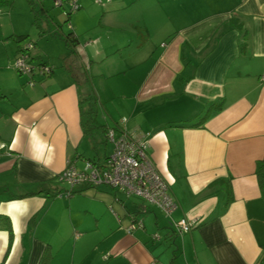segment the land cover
<instances>
[{
	"label": "crops",
	"instance_id": "1",
	"mask_svg": "<svg viewBox=\"0 0 264 264\" xmlns=\"http://www.w3.org/2000/svg\"><path fill=\"white\" fill-rule=\"evenodd\" d=\"M96 3L79 0L82 17L104 4L92 17L101 13V28L116 21L121 39L84 42V56L103 64L117 55L115 71L98 76H116L111 92L132 102L123 123L98 120L147 143L177 207L167 216L122 194L125 204L107 186L61 196L67 161L100 165L111 146L90 155L96 146L79 108L89 93L69 69L41 79L15 73L13 36L27 34L0 20V44L7 34L15 43L0 46V264H264L255 175L264 160V0ZM157 32L166 34L148 43ZM181 219L197 224L182 233Z\"/></svg>",
	"mask_w": 264,
	"mask_h": 264
},
{
	"label": "rangeland",
	"instance_id": "2",
	"mask_svg": "<svg viewBox=\"0 0 264 264\" xmlns=\"http://www.w3.org/2000/svg\"><path fill=\"white\" fill-rule=\"evenodd\" d=\"M41 1V2H39ZM38 3L42 4L45 9L48 10V13L50 14V17L52 18L51 21H49V24H46V22L42 23V29L40 30L37 28V26L34 23L33 15L29 11V7L25 0H14L11 7H8L6 5L0 6V20L3 24L6 25L8 28V31L10 30V33L12 32V28L14 30L23 31V33L27 34V37L25 40L21 42V47L26 48L27 46L31 45L32 48L30 49V60H32L33 65L40 64L41 62L47 63L49 67L53 68L54 72H58L60 70L69 69L71 72V75L75 78H79L80 81V91L82 95H86L84 93L85 88L88 90L87 93L95 95L98 97L100 101L99 105V115H104L105 121L109 125H113L115 122H120L122 120H127L128 116H126L124 113L125 110L129 111V107L132 105V102L129 99H120L119 96L114 95L111 90H114L116 76L109 79H101L98 75L100 73H106L110 69H114L115 71V62L118 60L117 55L112 57L109 63H101L99 62H89L85 56H84V47L83 43L91 41V43L97 44L98 48L100 45L108 44L110 40L114 39L115 41H118L121 39V33L120 30H118L120 27L117 26L116 21L112 20L110 21L111 24L107 28H101L100 27V21H101V13L98 12V14L95 17H92L93 13L96 10L95 6H103L104 4H98L93 6L91 9L88 10V12L85 14V18H83L81 12H83V9H79L78 11H75L71 13L70 21L68 23L64 22L65 14H66V8H56L54 7L52 1L50 0H38ZM97 4V3H96ZM148 7V6H145ZM78 14V15H77ZM77 15V16H76ZM76 16V17H75ZM74 17V18H73ZM2 23H0L2 25ZM55 25H61V32ZM72 25H76L77 32H74L78 38L79 42L75 47L68 48L65 45V42L62 37H59L61 34H66L69 30L72 29ZM9 26H12L9 27ZM87 27H94L93 28V34H90L88 36H85L82 31H84ZM50 31H49V30ZM58 31V37L53 36V31ZM52 32V33H49ZM99 32H103L100 34ZM61 33V34H60ZM81 33V34H80ZM100 35L97 36V35ZM166 34L163 32H157V35L155 37L149 36V42L150 44H153V40L156 41L159 39V36H162ZM7 34L6 40L4 42L7 46H9L8 40H11V45L14 46V40L13 38H8ZM62 36V35H61ZM99 37V38H98ZM90 40H89V39ZM98 38V42H97ZM4 42L0 44L1 47L4 46ZM11 48V47H10ZM72 51V52H71ZM37 57H40V59H37ZM14 60H11V64H13ZM83 61V63H82ZM120 62V61H117ZM111 63V64H110ZM109 64V65H108ZM15 71V69H13ZM17 75H19L17 72H15ZM20 77H26L29 78L30 75L23 74L19 75ZM33 77L36 79H41V77L38 74V71L35 70L33 73ZM107 81L106 83H104ZM97 85V86H96ZM98 87V88H97ZM100 87V88H99ZM102 88V91L99 92V89ZM86 97V96H85ZM99 118V117H98ZM100 136H96V143H95V149L89 150L90 155H94L95 152L99 154L101 157L104 153V147L103 143H100ZM107 152L110 151V144H108L106 148ZM60 189L62 190H68V187L63 183H58ZM107 190L110 191L112 194L113 191L108 188ZM119 198H121L125 204H128L130 200H127L122 194H117ZM135 203H138L137 200H131Z\"/></svg>",
	"mask_w": 264,
	"mask_h": 264
},
{
	"label": "built area",
	"instance_id": "3",
	"mask_svg": "<svg viewBox=\"0 0 264 264\" xmlns=\"http://www.w3.org/2000/svg\"><path fill=\"white\" fill-rule=\"evenodd\" d=\"M51 1L54 6H65L72 13L80 8L79 0ZM95 2L101 3V0ZM12 67L20 75H29L37 70L40 77H47L53 72V68L46 64L32 65L24 55L16 57ZM106 139L111 151L102 164L85 160L82 167L77 168L75 161H67L66 168L58 176V181L68 187L61 196L71 195L70 192L77 186H107L127 198L155 206L165 215H170L177 205L166 181L147 156V143L132 137L123 127L108 129ZM196 224L197 221L181 219L176 227L180 232L187 233ZM132 228L130 226L128 229Z\"/></svg>",
	"mask_w": 264,
	"mask_h": 264
},
{
	"label": "trees",
	"instance_id": "4",
	"mask_svg": "<svg viewBox=\"0 0 264 264\" xmlns=\"http://www.w3.org/2000/svg\"><path fill=\"white\" fill-rule=\"evenodd\" d=\"M13 1L14 0H0V6L6 5L8 7H11ZM25 1L29 7L30 13L33 15L35 25L37 26L38 29L43 30L42 29V23L46 22V24H49L48 22L51 21L50 16L48 14V11L45 10L44 7L40 3H38V0H25ZM54 7H56V6H54ZM56 8L65 9L66 7L64 6V7H56ZM71 13L72 12H70L68 10L66 11V14H65L66 16L64 19L65 23H68L70 21ZM56 27H57V29H60V26H56ZM56 31L57 30H55V32H54V36L55 35L58 36V34H59V33H57L58 31L57 32ZM61 35H59V37L63 38L65 45L68 48H71V47L73 48L77 45L78 38L72 32V30H69L66 34H64V35L61 34ZM13 37H14V40L16 41L17 45H18L16 57L24 55L28 58V61L32 64V62H31L32 60H30V53H29L32 46L30 45V47L27 46L26 48H22L20 45L21 42L26 39L27 35H16V36L14 35ZM243 45H244V42H243ZM16 57L14 58V60L16 59ZM37 59H40V57H37ZM40 64H47V63L41 62ZM37 65H39V64H37ZM33 73L29 74L30 79H32ZM41 78H46V77H41ZM99 105H100V101H99L98 97L95 95H92V94H88L86 97H84L83 99L80 100V102H79L80 126H81V130H82L83 135L85 137L89 138L94 144L96 142V140H95L96 136L101 137L100 143L107 144L106 133H107L108 129H117L118 127H121V125L115 124L112 127H108L106 124L99 122V120H98ZM196 125H198V124H196ZM87 161H90V160H87ZM255 175L257 177L259 186H260L262 192L264 193V160L258 161L256 163ZM70 193H73V190ZM8 230H9V228H8Z\"/></svg>",
	"mask_w": 264,
	"mask_h": 264
},
{
	"label": "bare ground",
	"instance_id": "5",
	"mask_svg": "<svg viewBox=\"0 0 264 264\" xmlns=\"http://www.w3.org/2000/svg\"><path fill=\"white\" fill-rule=\"evenodd\" d=\"M116 192V191H115ZM62 193V192H61ZM72 194V193H71Z\"/></svg>",
	"mask_w": 264,
	"mask_h": 264
}]
</instances>
